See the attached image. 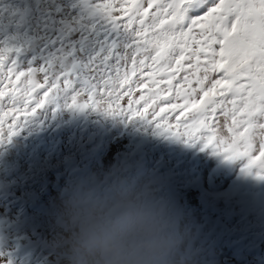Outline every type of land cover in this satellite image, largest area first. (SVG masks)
Returning a JSON list of instances; mask_svg holds the SVG:
<instances>
[{
  "label": "snow or ice",
  "instance_id": "6c2138e0",
  "mask_svg": "<svg viewBox=\"0 0 264 264\" xmlns=\"http://www.w3.org/2000/svg\"><path fill=\"white\" fill-rule=\"evenodd\" d=\"M43 7L52 41L46 55L24 56L0 41V146L58 109L92 110L211 148L264 180V0H47ZM16 16L0 8V20ZM0 264H11L3 253Z\"/></svg>",
  "mask_w": 264,
  "mask_h": 264
},
{
  "label": "rangeland",
  "instance_id": "374dc122",
  "mask_svg": "<svg viewBox=\"0 0 264 264\" xmlns=\"http://www.w3.org/2000/svg\"><path fill=\"white\" fill-rule=\"evenodd\" d=\"M46 2L0 0V8L17 10L15 19L0 20V41L22 47L24 56L46 55L52 43ZM85 100L78 97L80 103ZM5 119L11 123V117ZM129 163L157 178L179 208L199 264H264V180L243 174L239 161L227 162L211 148L154 134L139 122L71 109L37 119L0 146L4 259L64 264L56 211L66 180L82 171Z\"/></svg>",
  "mask_w": 264,
  "mask_h": 264
},
{
  "label": "clouds",
  "instance_id": "9594fccd",
  "mask_svg": "<svg viewBox=\"0 0 264 264\" xmlns=\"http://www.w3.org/2000/svg\"><path fill=\"white\" fill-rule=\"evenodd\" d=\"M56 220L64 264H199L179 208L131 163L70 175Z\"/></svg>",
  "mask_w": 264,
  "mask_h": 264
}]
</instances>
